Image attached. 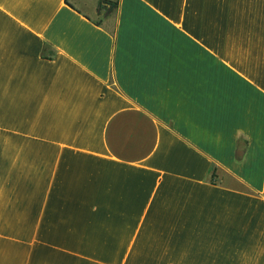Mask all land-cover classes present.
<instances>
[{
  "label": "crops",
  "instance_id": "1",
  "mask_svg": "<svg viewBox=\"0 0 264 264\" xmlns=\"http://www.w3.org/2000/svg\"><path fill=\"white\" fill-rule=\"evenodd\" d=\"M0 264H264V0H0Z\"/></svg>",
  "mask_w": 264,
  "mask_h": 264
},
{
  "label": "built area",
  "instance_id": "2",
  "mask_svg": "<svg viewBox=\"0 0 264 264\" xmlns=\"http://www.w3.org/2000/svg\"><path fill=\"white\" fill-rule=\"evenodd\" d=\"M102 7H108V4L107 3H105V2H103V4H102Z\"/></svg>",
  "mask_w": 264,
  "mask_h": 264
},
{
  "label": "trees",
  "instance_id": "3",
  "mask_svg": "<svg viewBox=\"0 0 264 264\" xmlns=\"http://www.w3.org/2000/svg\"><path fill=\"white\" fill-rule=\"evenodd\" d=\"M105 2V1H104ZM103 4V3H102ZM116 7V5H111V8Z\"/></svg>",
  "mask_w": 264,
  "mask_h": 264
},
{
  "label": "rangeland",
  "instance_id": "4",
  "mask_svg": "<svg viewBox=\"0 0 264 264\" xmlns=\"http://www.w3.org/2000/svg\"><path fill=\"white\" fill-rule=\"evenodd\" d=\"M110 9H111V7H110Z\"/></svg>",
  "mask_w": 264,
  "mask_h": 264
}]
</instances>
